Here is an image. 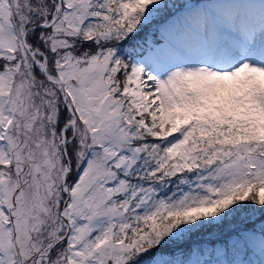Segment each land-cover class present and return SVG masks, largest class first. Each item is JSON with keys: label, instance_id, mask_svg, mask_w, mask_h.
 <instances>
[{"label": "rangeland", "instance_id": "1", "mask_svg": "<svg viewBox=\"0 0 264 264\" xmlns=\"http://www.w3.org/2000/svg\"><path fill=\"white\" fill-rule=\"evenodd\" d=\"M39 1L44 10L51 11L52 19L37 38L53 48L60 46L57 35L65 30L60 20L68 23L69 35L97 34L100 38V28L110 26L113 16L107 6L110 0H65L63 8L58 0ZM161 3L121 0L119 10L124 18H131L136 6L144 10ZM21 7L22 0H0V57L9 64L0 71V264H35L46 245L64 235L66 240L48 255L46 264H127V251L135 243L126 245L124 237L129 228L138 225L137 219L165 209L176 217L204 216L217 223L227 215L233 192L246 194L253 181L260 183L257 197L264 206V51L252 62H240V67L232 62L225 70L212 66L221 61L210 65L192 61L197 57L178 59L166 45L185 37H176L183 24H197L199 17L208 18L209 10L223 13L228 23L236 25L243 8L254 24L259 46L264 42V0L186 2L164 23L163 41L127 58L130 68L123 75L125 87L119 93L114 77L116 62L123 55L117 48L59 56L54 69L65 83L71 106L84 121L81 126L61 114L60 90L37 79V69L21 39V27L28 21V13L34 12L28 5L22 13ZM147 18L146 13L144 20ZM248 44L233 43L234 50L226 56L229 62L234 60L231 53L242 55ZM29 46L43 61L37 47ZM155 60L157 65L150 66ZM207 69L211 75H220V71H226L224 77L235 75L229 89L210 93L203 76ZM47 70L51 71L49 66ZM173 113L175 119L163 140L167 156L162 162H174L176 168V162L195 168L189 126L195 116L198 123L225 120L235 126L249 121L257 128V139L214 150L198 177H184L175 191L131 181L138 171L153 167L151 159L141 155V146L133 144L134 139L141 136V130L149 131L150 122L164 121ZM65 157L71 170L67 182H72L65 183L69 198L63 208ZM10 161L9 172L3 166ZM76 165L78 172L72 180ZM63 219L68 222L67 232ZM233 225L230 229L243 228ZM207 236L211 234L202 238ZM246 240L253 255L236 257L232 263L264 264V236L251 233ZM207 252L201 257L192 253L184 264H226L218 250L209 257ZM159 259H135L130 264H158Z\"/></svg>", "mask_w": 264, "mask_h": 264}, {"label": "trees", "instance_id": "2", "mask_svg": "<svg viewBox=\"0 0 264 264\" xmlns=\"http://www.w3.org/2000/svg\"><path fill=\"white\" fill-rule=\"evenodd\" d=\"M164 4L166 5L165 8L162 9V7L157 8L153 11V13L150 15L149 20L151 23L155 22H161L164 20V18L169 14V12L172 10V8L169 7V1L165 0ZM29 5V8L32 10L37 11L38 13H46L45 10H43V6L40 5L39 0H22V7L20 9V12H24L27 9V6ZM33 6V7H31ZM37 8V9H36ZM42 8V9H41ZM38 13L34 14L32 18L34 17V20L36 19V16H38ZM115 18L117 20H120L119 17H117V14L120 15V12L118 11L117 7L115 8L114 12ZM143 14V11L141 12ZM28 21L24 22L25 25H23V28L30 25L34 20H31L28 15ZM38 19V18H37ZM134 22L137 23L138 31L135 36L138 37V42L140 45L132 44L129 45L127 43H121L120 46H117L118 51L123 55V58L120 59L118 62L119 64V74H122L120 79H123V72L124 74L129 71L128 64L126 61V57L129 55H132L133 52H135V49L137 46L141 47V45L148 39V37L151 40H154L155 38H159L158 34H155L154 32H150L144 36L143 32L144 26L142 25V21L140 18H133ZM63 27V26H62ZM113 31L110 34L109 39L105 40H99V41H91L89 43H82L81 41H78L76 38H74L72 35L69 36V32L65 33V30L59 31V34L57 35L61 40V44L58 47V52H62L59 56H64L67 53H71V55L77 53L79 55H89L93 54L97 51H99V46L101 43L106 42H112V45L115 44V39L118 38V33L116 31V28L113 26ZM42 33L41 30H35L32 32V34L28 37V42L31 45H35V47H38L45 51L47 47L43 46L42 48L38 45V38L39 34ZM155 34V37L154 35ZM158 35V36H157ZM134 36V37H135ZM130 40V39H129ZM100 44V45H99ZM78 47L77 50L69 51V47ZM54 48V49H56ZM46 52V51H45ZM55 52V51H54ZM58 56V57H59ZM6 66L0 62V71L5 69ZM120 82V80H119ZM123 84V80H122ZM169 122V121H168ZM167 121H158L156 124L153 123L150 125V131L143 132L140 140L141 145V155L144 156L146 154V157L149 159L154 160L158 154L164 152V147L161 143L162 138L167 134L168 132V126L169 123ZM62 126V125H61ZM242 134H240L241 137H244L243 139H246L245 137H248L246 134L248 132H245L242 130ZM68 136H70L68 134ZM160 141V143H159ZM152 165H150L148 168H145L143 172L139 171L138 173L141 175V177L144 180H148L149 183L154 181L156 186H162L168 189H174L178 187L179 179H173L170 181H164L163 177L165 176V173H159L156 175H151V169ZM74 176V175H73ZM73 179V177H72ZM144 186L149 185L148 183L144 182ZM176 186V187H175ZM175 190V189H174ZM255 191V190H254ZM264 217V207L259 203L258 197L256 192H252L250 196L246 197L243 200H235L233 201L231 207L229 208V212L227 215L221 218V220L218 223L215 222H209L210 219H207L203 216L200 217H191L186 219H169L168 216L162 217V219H157L153 224H151L148 228H143V230H140L137 228L135 231L134 236H131V241L135 243L133 245L134 247L127 251L129 254L128 261L130 264L133 260L142 262L146 259H153L155 257H161V262L165 261H174L176 259H183L187 254H189V243L193 242L194 240H201L202 237L205 235L207 236V239H210L209 237H214L216 234L219 235H225L226 240L224 242H230L231 240L229 238L237 239L242 236V233L235 232L232 228L230 229L231 225L233 226H241L242 229L248 230L251 229L256 220H259ZM264 219V218H263ZM241 221V222H240ZM209 233V234H207ZM132 243V244H133ZM221 248H226V244L222 243ZM234 246V244H229L228 247ZM171 249H179L177 252L170 251ZM169 251V252H168Z\"/></svg>", "mask_w": 264, "mask_h": 264}, {"label": "bare ground", "instance_id": "3", "mask_svg": "<svg viewBox=\"0 0 264 264\" xmlns=\"http://www.w3.org/2000/svg\"><path fill=\"white\" fill-rule=\"evenodd\" d=\"M231 17H235V16H231ZM233 20V18H232ZM209 19L206 16H203L202 18H198L197 20V25H204V27L206 26L205 24L208 23ZM200 22H203L205 24H202ZM203 27V28H204ZM191 37L192 35L189 33V35L186 37H177L179 42H184V44L187 42V44L189 45V43L191 42ZM200 45L199 47H194L193 51L191 52L193 56H191V58L193 57H197L195 59H192V61H198L199 62H204V63H208L210 65L214 64L215 61H221L220 63H215L214 65H212L213 67H215V65H218V69H227L230 67L231 63L234 62L236 63L237 60H232L231 62H229L228 58L226 56H228V54L230 52H232L234 49L231 48L233 46V44L229 47V46H219L215 44L214 39H205L203 41H200ZM210 43V44H209ZM189 47V46H188ZM205 47V48H204ZM237 47V46H235ZM205 49L203 52H201L200 54L197 55V53L202 50ZM226 48V49H225ZM237 53H240V48L237 49ZM239 57L246 59L248 58V60H251L252 58H250V56H246L245 53L243 52L242 55H238ZM223 62V63H222ZM156 60L154 62V64H151L149 62V64H151L150 66H155L157 65ZM38 66L39 68H45V64L41 61H38ZM204 78L206 79L205 82V86L209 89L210 93H215L216 92H220V91H226L227 89H229V86L231 84V81L233 80V77H235V75L233 74H229L228 76L224 77L218 74L215 75H211L208 71V69L204 72L203 74ZM50 247V245H49ZM49 247L45 248V251L40 254L37 258V262L36 264H40L42 262V260H44L45 256L47 255V249Z\"/></svg>", "mask_w": 264, "mask_h": 264}, {"label": "water", "instance_id": "4", "mask_svg": "<svg viewBox=\"0 0 264 264\" xmlns=\"http://www.w3.org/2000/svg\"><path fill=\"white\" fill-rule=\"evenodd\" d=\"M39 27H41V25H36V26H33L32 28H30V29H36V28H39ZM26 32V31H25ZM24 32V33H25ZM26 47V46H25ZM27 48V47H26ZM29 54H30V56H31V58L32 59H34V57H33V55H32V53L31 52H29ZM44 74H45V76L49 79V80H51L50 79V76L46 73V72H43ZM63 151H64V148H63ZM65 164L66 165H68V161L66 160L65 161ZM66 206V202H64V205H63V207H65Z\"/></svg>", "mask_w": 264, "mask_h": 264}]
</instances>
